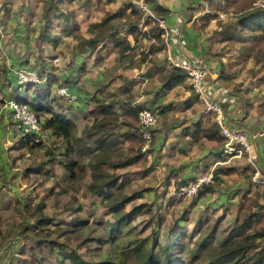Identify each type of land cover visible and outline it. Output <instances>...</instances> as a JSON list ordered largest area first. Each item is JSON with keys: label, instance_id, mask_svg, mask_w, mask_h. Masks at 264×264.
Segmentation results:
<instances>
[{"label": "rangeland", "instance_id": "obj_1", "mask_svg": "<svg viewBox=\"0 0 264 264\" xmlns=\"http://www.w3.org/2000/svg\"><path fill=\"white\" fill-rule=\"evenodd\" d=\"M131 3L135 0H0V264L34 260L38 232L51 233L48 237L55 243L51 259L58 257L63 247L89 261L86 245H94V241L83 225L114 222L102 198L89 191V158L82 159L70 139L71 146L41 126L50 116L47 111L65 113L74 108L59 96L62 87L81 96L73 116L75 135L81 139L86 137L85 126L92 122L86 114L98 105L114 103L121 117L123 104L133 106L145 101L155 113L152 141L145 153L140 151L142 159L112 170L127 184V193L140 194L124 210L130 231L139 239L157 240L162 245L184 243L192 248L199 238L210 234L217 243L236 225L247 197L264 207V187L252 183V171L243 158L215 165L223 160L221 148L202 138L193 142L187 136L194 123H199L198 113L202 118L203 106L185 79L173 89H163L160 79L170 67L165 47L157 58L148 54L146 42H139L137 56H130L129 65L121 67L109 39L95 50L83 44L92 36V26L97 22L118 25L117 31L125 36L123 30L128 27L121 26L122 15L129 13L123 12ZM194 3L201 4L202 15L209 13L213 19L196 31L197 35L183 32L187 37L182 42L186 39L198 50L186 51L193 53V61L213 70L209 79H220L218 89L225 91L213 89L212 97L226 106V112L233 106L230 111L235 109L237 117L249 118L250 135L264 147V39L249 40L248 30H244V42L227 39L233 27L242 28L241 16L256 11L264 16V0ZM139 27L144 29L143 24ZM27 72L37 75L36 81L27 82L33 90L22 84L26 81L21 77ZM51 72L57 82H47L45 75ZM15 89L19 99L41 103L44 111L40 118L25 105H21L26 111L23 116L21 110L11 107ZM156 93L157 100L161 98L157 104L152 101ZM203 121L202 127L208 124ZM121 123L113 127L114 132L123 130ZM25 135L34 137L37 146L31 149L21 145V140L27 139ZM68 148L73 151L66 158ZM128 149L126 145L119 161L128 155ZM69 161L81 162L85 174L71 167ZM257 162L264 172V156L260 164L257 156ZM210 168H214V174L215 170L222 171L215 174L211 192L202 197L178 196L180 187ZM176 225L180 235L173 236L170 231ZM106 250L101 249V253ZM40 251L44 256L49 254L45 247ZM175 257L183 260L182 254ZM68 261L65 258L62 263ZM41 262L46 264L44 259Z\"/></svg>", "mask_w": 264, "mask_h": 264}, {"label": "trees", "instance_id": "obj_2", "mask_svg": "<svg viewBox=\"0 0 264 264\" xmlns=\"http://www.w3.org/2000/svg\"><path fill=\"white\" fill-rule=\"evenodd\" d=\"M153 2V0H146V5L150 7ZM128 8L129 13L122 15L123 23L121 26L128 27L127 34L132 40L126 36L122 37L117 31V27L109 22L94 23L91 30L92 36L83 40L84 45L87 44L90 49H95L103 40L109 39L111 46L116 51V60L121 67L129 65L130 56L136 52V46L139 42H143L142 40L150 42L147 52L154 57H156L155 53L161 52L165 47L162 36L164 31L159 27L158 22L148 17L147 28L141 30L139 21L144 17L143 13L138 10L134 3H131ZM154 12L157 18L162 19L169 13L160 6H156ZM208 14L201 15L193 21L195 31L199 32V30L204 29L213 19L212 15ZM63 16L67 20V17ZM250 18L254 19L252 24L248 23ZM241 19L242 23L239 25L243 24L242 28L233 27V33L227 35V39L236 38L244 42L246 40L244 30H248L249 40L256 41L259 37L264 39L263 12L249 13L241 16ZM250 29L253 31L258 30L260 33L257 35L250 34ZM51 74L53 73L45 75L47 82H57L56 75ZM184 78L183 71L170 66L167 70H164L160 81L163 89L170 90L179 82H182ZM209 78H207L208 81ZM22 84L33 90L32 84L27 82ZM17 94L18 90L15 89L13 92L15 102L19 105H25L27 109L29 108L28 110L36 115V118H40L44 111L43 106L40 105L41 103L31 98L29 101H23L19 99ZM80 98L81 96L79 101ZM199 102L202 105V101ZM79 106L70 104L69 107L74 108H70V111L65 113H56L52 109L47 111L50 116L43 120L41 126L44 129L51 130L54 136L66 139L67 145L70 144L71 146V140L77 154L82 159L83 157L89 158L87 165L91 173V182L88 185L89 191L92 195L102 198L104 207L108 208V211L113 214L114 222L83 225V230H87L91 235L89 238L94 241V245H86V250L90 255L89 261L84 260L77 252H66L63 247L57 252L58 257L51 259L49 256H53V247L55 246V243L48 237L51 233L38 232L35 234L39 238L36 242L37 249L33 253L35 259L26 264H42V259L46 264H63L65 258L69 260V264H264V211H262L264 207L249 197H247L244 204L245 211L236 225L229 231L224 240L217 243H214L215 237L210 234L199 238L192 248L184 245V243H166L162 245L157 240L139 239L136 234H132L129 228V217L124 210L125 206L140 194L137 192L127 193V184L121 182L120 178L118 179V176L112 173V170L126 168L135 164L138 159H142L140 151L144 144L141 135L143 128L138 119V112L141 108H147L151 111V107L123 104V107H121L122 116L120 117L114 109V103L98 105L96 110L87 112V119L92 118V122L90 125L85 126L84 133L86 137L81 139L75 135L76 124L73 119L74 109ZM204 117L208 124L202 127L199 123H196L193 126V131L187 132V136L191 137L193 142H197L202 138L222 148L225 139L218 135L217 123L209 114L204 115ZM121 120L120 127L123 130L114 132L113 127L117 126ZM25 136L27 139L21 140V145L31 149L37 146L34 137ZM184 136L186 137V135ZM126 145L129 146V153L123 156L122 161H119L118 158L123 154ZM69 151H73V149L68 148L65 150L66 158ZM69 163L71 167L78 168L80 174H85L81 162L69 161ZM38 168V166L35 167V169ZM218 173H222V171L215 170V174ZM215 174L211 185L216 180ZM211 185L204 186L203 191H201L202 189L199 190L198 196L202 197L207 192H211ZM205 189L206 191H204ZM180 231V227L176 225L171 229L170 234L178 236ZM43 247L47 248L48 256L40 254L41 251L38 252V249ZM103 248H107V250L101 253ZM176 254H182L183 260L176 259Z\"/></svg>", "mask_w": 264, "mask_h": 264}, {"label": "built area", "instance_id": "obj_3", "mask_svg": "<svg viewBox=\"0 0 264 264\" xmlns=\"http://www.w3.org/2000/svg\"><path fill=\"white\" fill-rule=\"evenodd\" d=\"M136 7L143 13V18L139 21V26L143 24V30L147 28V19L151 17L158 22L159 27L164 31L162 35L164 38V46L167 50V59L170 62V66L179 69L184 72L186 82L191 86L193 92L197 95L198 99L202 101L203 114L210 115L218 125V135L225 139V144L221 148V156L223 160L216 162L222 164L223 162H230L234 159H242L245 164L248 165L252 171L251 181L253 184H260L264 187V173L258 166L256 156V145L248 139L246 132L235 129L228 124V117L223 112L220 102L213 98L210 93V85L207 80L210 77V69L201 63L193 61L190 58L184 56L181 52H178V57H175L172 51V45L169 40V31L167 29L166 21L162 18H157L154 9H151L146 5V0H135ZM141 29V28H140ZM37 80V75L31 72L24 74L21 79L29 82ZM59 96L66 99L69 104H78L79 97L77 94L71 93L66 87L59 89ZM12 108L21 110L20 114L23 116L26 111L22 109L21 105L14 101L10 104ZM25 108V107H24ZM26 109V108H25ZM27 110V109H26ZM34 116V115H32ZM35 118V116H34ZM138 119L142 126L141 135L144 140V144L141 148L142 152L145 153L151 144V132L150 130L156 125L157 118L147 108H141L138 112ZM36 121V120H35ZM37 124V122H36ZM30 126V125H28ZM30 134V133H26ZM214 180V168L208 169L200 176L194 178L191 182L179 188L178 196H194L204 186L211 185Z\"/></svg>", "mask_w": 264, "mask_h": 264}, {"label": "crops", "instance_id": "obj_4", "mask_svg": "<svg viewBox=\"0 0 264 264\" xmlns=\"http://www.w3.org/2000/svg\"><path fill=\"white\" fill-rule=\"evenodd\" d=\"M153 1H154L153 4H151L152 6H150L151 9H154L156 6H158V7L160 6V7H162L163 9H165V10H167L169 12L168 15L166 17H164L163 19L166 21L167 29L169 31V39H170V42H171V45H172V51H173L175 57L179 56L178 52H180V50H181L183 52L182 54L184 56H186L187 58L192 59V56H193L192 54L193 53H197L198 50L196 51L195 48L191 47V44L186 39H185L186 42H182V40H184V37H187L186 34L183 35V32H188V33L197 35V32L193 28V21L195 19L199 18L202 15V12L200 10L198 12L195 11L196 5L199 4V3H197L195 5L194 2L196 0H153ZM200 5L201 4H199L198 7ZM128 7L129 6L127 5L126 8H125V11L123 13L130 11ZM200 8L201 7H199V9ZM117 27H118V25H117ZM123 32H125V34H126L125 36L126 37H128L130 40H132L131 37L127 34V28L124 29ZM142 41L144 43L146 42L147 48H149L150 42L146 41V40H142ZM101 44L102 43H100L98 45H101ZM113 50H115V49H113ZM183 50H185V51H183ZM186 50H189V51H191L193 53H191V52L187 53ZM115 53H116V51H115ZM155 55H156L157 58H160L161 57V52H157V53H155ZM131 56L133 57V56H137V55H136V53H134ZM149 58H150V56H149ZM131 60H132V58H131ZM135 68H136V66L134 67V69ZM210 70L212 71L211 72V76H212L213 70L212 69H210ZM220 81L221 80L218 79V78H217V80H215V78L209 80V82L212 83L210 85V87H209L210 91H212L213 89H216L217 91L220 90L221 92L225 91L224 89H218ZM158 96H159L158 93L154 94V96H153L152 101L155 104H157ZM139 100H141V99H139ZM139 100H137L136 102L138 103ZM160 100H161V98L159 99L158 102H160ZM220 104L222 106L224 114L226 115V117H228L227 120H228L229 126L235 128V129H240V130L246 132L247 135H248V139L250 141H252L253 143H255V145L257 147L256 148V150H257L256 151V156L259 157V164H260V159L262 161V158L264 156L263 155L264 147L258 146V144L256 143V140H255V137L250 135V133H252V131H251L250 128H248L249 124H247L249 122V118H247V117L244 118L243 116L242 117H237V114L235 113V109L230 111L233 106H231V107L228 106V110L226 112V106H224V104H222L221 102H220ZM137 106L149 107V106H147L145 104V101H142ZM151 106H152V103H151ZM203 120H205V117H204L203 111H202V118H201L200 114L198 113V120H196V121H198L200 125H203V123H204ZM201 122H202V124H201ZM195 124L196 123H194V125ZM254 127H255V125H254ZM193 129H194V127H192V129L190 131H193ZM262 172H263V170H262Z\"/></svg>", "mask_w": 264, "mask_h": 264}, {"label": "clouds", "instance_id": "obj_5", "mask_svg": "<svg viewBox=\"0 0 264 264\" xmlns=\"http://www.w3.org/2000/svg\"><path fill=\"white\" fill-rule=\"evenodd\" d=\"M218 162V161H217Z\"/></svg>", "mask_w": 264, "mask_h": 264}]
</instances>
